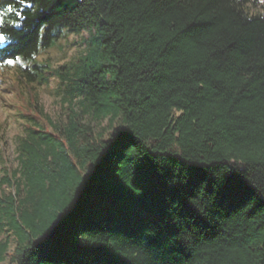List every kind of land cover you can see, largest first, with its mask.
<instances>
[{
	"label": "trees",
	"instance_id": "1",
	"mask_svg": "<svg viewBox=\"0 0 264 264\" xmlns=\"http://www.w3.org/2000/svg\"><path fill=\"white\" fill-rule=\"evenodd\" d=\"M256 6L0 0V74L16 64L22 122L15 167L0 148V263L264 264ZM82 31L71 61L38 60ZM51 81L54 116L36 91Z\"/></svg>",
	"mask_w": 264,
	"mask_h": 264
},
{
	"label": "rangeland",
	"instance_id": "2",
	"mask_svg": "<svg viewBox=\"0 0 264 264\" xmlns=\"http://www.w3.org/2000/svg\"><path fill=\"white\" fill-rule=\"evenodd\" d=\"M251 11L264 12V6L253 7ZM87 35L86 31L78 34H66L65 38H62L54 47L42 53L38 60L46 61L54 67L71 61L84 50ZM15 70L16 64L9 62L4 66L3 75L0 74V148L11 167L16 166L17 137L22 133V122L17 114V109L14 107V105H20L21 101L8 88ZM36 91L41 104L44 105L47 112L53 116L57 115L60 112V94L56 82L51 81L47 86H38ZM92 124L96 127L94 122ZM2 236L0 235V238Z\"/></svg>",
	"mask_w": 264,
	"mask_h": 264
}]
</instances>
